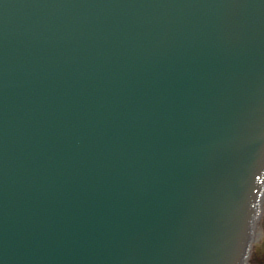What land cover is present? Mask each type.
Instances as JSON below:
<instances>
[{"label": "water", "instance_id": "water-1", "mask_svg": "<svg viewBox=\"0 0 264 264\" xmlns=\"http://www.w3.org/2000/svg\"><path fill=\"white\" fill-rule=\"evenodd\" d=\"M264 196V0H0V264H247Z\"/></svg>", "mask_w": 264, "mask_h": 264}, {"label": "rangeland", "instance_id": "rangeland-1", "mask_svg": "<svg viewBox=\"0 0 264 264\" xmlns=\"http://www.w3.org/2000/svg\"><path fill=\"white\" fill-rule=\"evenodd\" d=\"M262 218L259 222V226L262 228V234L264 233V212H263V215H261ZM255 256H256V251L253 250V255H252V258H251V264H258V262L255 260Z\"/></svg>", "mask_w": 264, "mask_h": 264}, {"label": "bare ground", "instance_id": "bare-ground-1", "mask_svg": "<svg viewBox=\"0 0 264 264\" xmlns=\"http://www.w3.org/2000/svg\"><path fill=\"white\" fill-rule=\"evenodd\" d=\"M256 237H258L259 240L257 242H255V244L256 243L261 244L264 242V234H262V228L261 227L256 231Z\"/></svg>", "mask_w": 264, "mask_h": 264}, {"label": "flooded vegetation", "instance_id": "flooded-vegetation-1", "mask_svg": "<svg viewBox=\"0 0 264 264\" xmlns=\"http://www.w3.org/2000/svg\"><path fill=\"white\" fill-rule=\"evenodd\" d=\"M255 260L258 262V264H264V258L261 260V256L257 251H256Z\"/></svg>", "mask_w": 264, "mask_h": 264}]
</instances>
